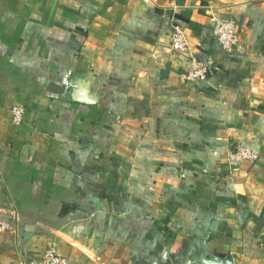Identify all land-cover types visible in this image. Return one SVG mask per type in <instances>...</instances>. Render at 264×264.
<instances>
[{"label": "crops", "instance_id": "obj_1", "mask_svg": "<svg viewBox=\"0 0 264 264\" xmlns=\"http://www.w3.org/2000/svg\"><path fill=\"white\" fill-rule=\"evenodd\" d=\"M215 18L237 23L234 52ZM238 146L259 159L231 171ZM50 246L70 264H264V0H0V264Z\"/></svg>", "mask_w": 264, "mask_h": 264}, {"label": "built area", "instance_id": "obj_2", "mask_svg": "<svg viewBox=\"0 0 264 264\" xmlns=\"http://www.w3.org/2000/svg\"><path fill=\"white\" fill-rule=\"evenodd\" d=\"M213 22L214 36L218 40L221 48L225 52H234L237 50L240 46V35L237 23L227 18H215ZM171 46L177 52L188 53L189 45L181 28H177L174 31ZM190 59L191 62L187 77L191 80H205L209 70L208 63L199 61L194 56H191ZM12 114L15 123L22 122L24 116V110L22 108L14 107ZM258 159L259 154L250 146H238L230 150L227 154V164L231 171L247 162L254 164ZM27 264H70V261L58 254L53 246H50L43 254L33 258Z\"/></svg>", "mask_w": 264, "mask_h": 264}, {"label": "water", "instance_id": "obj_3", "mask_svg": "<svg viewBox=\"0 0 264 264\" xmlns=\"http://www.w3.org/2000/svg\"><path fill=\"white\" fill-rule=\"evenodd\" d=\"M200 254L199 256H197L196 258L199 260V262L201 264H233V260L231 258H208L204 251L202 249H200Z\"/></svg>", "mask_w": 264, "mask_h": 264}, {"label": "flooded vegetation", "instance_id": "obj_4", "mask_svg": "<svg viewBox=\"0 0 264 264\" xmlns=\"http://www.w3.org/2000/svg\"><path fill=\"white\" fill-rule=\"evenodd\" d=\"M195 256L197 257L198 254L195 253ZM195 256L192 254V261L189 264H201L197 258H194Z\"/></svg>", "mask_w": 264, "mask_h": 264}, {"label": "rangeland", "instance_id": "obj_5", "mask_svg": "<svg viewBox=\"0 0 264 264\" xmlns=\"http://www.w3.org/2000/svg\"><path fill=\"white\" fill-rule=\"evenodd\" d=\"M24 109V108H23ZM25 114H26V110H24V116H23V119H24V117H25Z\"/></svg>", "mask_w": 264, "mask_h": 264}]
</instances>
